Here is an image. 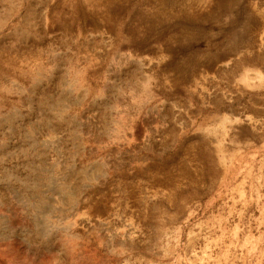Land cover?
Here are the masks:
<instances>
[{
  "label": "rangeland",
  "instance_id": "374dc122",
  "mask_svg": "<svg viewBox=\"0 0 264 264\" xmlns=\"http://www.w3.org/2000/svg\"><path fill=\"white\" fill-rule=\"evenodd\" d=\"M0 264H264V0H0Z\"/></svg>",
  "mask_w": 264,
  "mask_h": 264
}]
</instances>
